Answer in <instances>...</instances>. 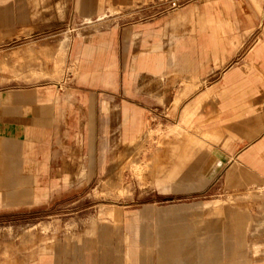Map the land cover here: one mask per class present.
I'll list each match as a JSON object with an SVG mask.
<instances>
[{
	"label": "crops",
	"instance_id": "obj_1",
	"mask_svg": "<svg viewBox=\"0 0 264 264\" xmlns=\"http://www.w3.org/2000/svg\"><path fill=\"white\" fill-rule=\"evenodd\" d=\"M110 1L79 0L81 12L86 13V24L93 23L92 14L101 21ZM133 1L126 5L132 7ZM11 2H19L15 16L11 14ZM66 3L67 0H0V25L8 26L13 20L20 24L28 22L13 34L19 38L20 34L32 29L37 17H49L52 10L61 16ZM219 3L229 14L232 9L229 0ZM212 6L205 5L193 23L186 18L183 24V32L190 26L191 33L204 35L203 43L194 46L197 48H185L200 50L196 56L186 53L178 57L183 46L177 35L172 37L174 43L164 56L159 52V41L145 33L141 38L144 50L134 59L132 72L157 77L171 74L185 80L184 84L176 82L174 90L163 96L170 100L169 109L173 101L175 103V119L167 121L173 126L175 141L158 142L157 152L148 158L147 162L152 163L147 172L150 185L160 193L198 194L202 186L219 178L220 184L210 190L215 197L200 202L171 203L157 210L144 207L127 213L126 228L122 232L123 247L120 251L114 246L117 255H104L102 264H148V260L154 258L157 262L153 264H264V240L252 243L250 249L254 259L246 255L244 248L247 233L264 235V193L258 192L264 190V42L248 49L237 48V39L227 37L234 28V20L220 18L219 12L211 11ZM108 38L109 33L94 26L90 34L79 35L73 43L65 38L31 53L38 57L44 54L61 57L71 46V61L81 81L114 86V56L109 55L105 63L100 62L109 49ZM242 50L245 53L238 58L237 52ZM61 58L55 64L57 70H61ZM93 59L94 70L89 71L85 64ZM216 66L226 69L217 80L199 89L198 84L203 82L205 74L209 77ZM208 68L213 72L209 73ZM128 93V99L133 101L126 102L123 107L120 137L124 144L137 149V142L150 134L149 118L145 113L150 104L145 100L151 98V92L144 89ZM82 99L89 100L86 152L90 163L94 139L91 113L96 115L98 111V97L94 93ZM91 99H94L93 108L90 107ZM139 99L143 100L142 104L135 101ZM71 103L73 99L69 93L62 98L52 92L43 96L19 92L0 94V210L37 207L71 184L70 173L50 177L46 163L40 164L59 154L63 150L60 146L69 145L70 132L66 127L71 118L68 107ZM101 109L107 111L103 104ZM106 123L107 117L103 116L102 130ZM79 137L82 139L81 135ZM106 142L104 136L100 145L102 152L106 150ZM40 157L44 158L40 161ZM137 162L135 159L134 167ZM83 172L78 168L75 175L81 177ZM109 180L117 184L119 173L112 172L106 182ZM250 197L261 201L260 213L253 220L247 219L250 226L236 223L238 227L232 231V222H238L237 215L231 214L236 210L232 200ZM200 210H208L214 217L200 219ZM115 212L113 220L118 223L120 215L118 210ZM153 213L156 215L153 223L142 224V228L138 226ZM115 229L102 226L87 232L93 235L99 230L101 236H113L118 235ZM57 246L45 244L39 251L30 249L21 257L9 253L6 247L0 252V264H52L49 257L56 255V248L62 249ZM86 248L89 247H82ZM109 258L114 259L109 262Z\"/></svg>",
	"mask_w": 264,
	"mask_h": 264
},
{
	"label": "rangeland",
	"instance_id": "obj_2",
	"mask_svg": "<svg viewBox=\"0 0 264 264\" xmlns=\"http://www.w3.org/2000/svg\"><path fill=\"white\" fill-rule=\"evenodd\" d=\"M220 1L222 0H134V5L129 7L126 4L130 0H111L110 7L109 4L105 6L104 18L97 21L98 18L92 14L90 18L93 23L88 25L84 20L86 13L80 10L79 0H67L61 16L52 10L49 17H37L32 29L27 34H20L19 38H15L13 34L18 33L20 27L29 24L28 22L20 24L13 20L8 26L0 25V94L19 92L43 96L52 92L62 98L69 93L73 99V103L68 105L71 118L66 127L70 132L67 137L69 145L60 146L63 150L52 156L51 160L45 162L41 161L44 157L39 158L40 164L46 163L48 166L50 177H60L63 172L70 173L71 184L52 194L47 202L37 207L0 210V252L7 247L9 253L21 257L30 249L39 251L45 244L58 245L62 249L54 248L56 255L49 257L52 264H102L104 255H117L114 246H118L120 251L121 246L123 247L122 232L126 228L127 213L144 207L157 210L171 203L200 202L215 197L210 190L220 184L219 178L202 186V192L198 194L171 195L170 191L160 193L150 185L147 172L152 163L147 162L148 158H152L157 152L158 142L166 144L175 141L173 126L167 122L175 119V103L173 101L169 109L170 100L163 96L174 90L176 82L184 84L185 80L171 74L157 77L149 73H133L132 69L134 59L144 50L141 38L145 33H150L159 41V52L164 56H167L169 47L174 43V35H177L183 46L177 53L178 57L186 53L196 56L200 50L185 48H197L194 46L203 43L204 35L191 33L190 26H186L184 32L182 28L187 19L193 23L207 4L213 5L211 11L219 12L220 18L234 20V28L227 33V37L237 39V48L248 49L264 42V0H229L232 4L229 14L221 8ZM18 3L11 2V14L14 16ZM94 26L109 33V49L100 62L105 63L109 55L114 56V86L81 81L71 61V46L64 50L62 58L49 54L38 57L31 53L32 50H39L46 44H56L65 38L73 43L79 35L83 37L90 34ZM244 53L245 50L237 52L238 58ZM59 58L63 61L61 70L55 67ZM94 64V59L90 60L85 64L86 69L93 71ZM213 69V74L209 77L205 74L203 82L200 81L199 89L217 80L226 67L216 66ZM213 69L207 70L212 73ZM144 89L151 92V98L145 100L146 104H150V109L145 111L149 118L150 134L138 141L137 149H133L124 144L120 137L122 110L126 102L133 101L128 99V92H142ZM94 93L98 97V111L96 115L91 113L94 139L93 160L89 163L86 152L89 100L82 99V96H94ZM135 101L141 104L143 102L142 99ZM90 103L93 108L94 99ZM102 104L106 106V112L101 109ZM103 116L107 117L104 130ZM104 136L107 146L102 152L100 145ZM160 147L164 150V145L161 144ZM135 159L138 160L136 168ZM78 168L84 171L81 177L75 175ZM112 172L119 173L117 184L112 180L106 182ZM45 175L47 176L43 173ZM258 192L264 193V190ZM232 203H235L236 210H232L231 214L238 217V222H232V231L238 227L236 223L245 225L247 219H255L261 211V201L251 197L232 200ZM115 210H118L121 219L118 223L113 220ZM190 213L188 210V214ZM198 213L200 219L214 217L208 210H200ZM153 219H156L154 213L150 219L140 221L138 226L142 228V224H151ZM102 226L116 228L118 235L101 236L99 230L93 235L87 232ZM256 240H264V235L247 233L244 237V248L250 259H254L250 248ZM84 246L89 248L84 250ZM0 257L2 258L1 254ZM113 259L109 258V262ZM153 262H157V259L148 260V264Z\"/></svg>",
	"mask_w": 264,
	"mask_h": 264
}]
</instances>
